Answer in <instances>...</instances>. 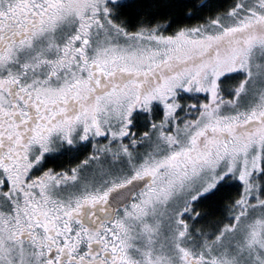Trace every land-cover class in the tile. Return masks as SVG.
Instances as JSON below:
<instances>
[{
	"label": "snow or ice",
	"instance_id": "snow-or-ice-1",
	"mask_svg": "<svg viewBox=\"0 0 264 264\" xmlns=\"http://www.w3.org/2000/svg\"><path fill=\"white\" fill-rule=\"evenodd\" d=\"M0 264H264V0H0Z\"/></svg>",
	"mask_w": 264,
	"mask_h": 264
}]
</instances>
